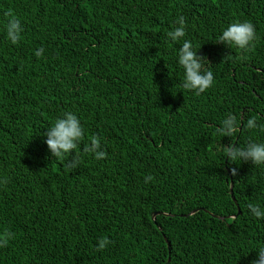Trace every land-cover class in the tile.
<instances>
[{"label": "trees", "instance_id": "1", "mask_svg": "<svg viewBox=\"0 0 264 264\" xmlns=\"http://www.w3.org/2000/svg\"><path fill=\"white\" fill-rule=\"evenodd\" d=\"M180 16L215 79L199 96L182 88L183 41L167 37ZM245 21L250 51L217 43ZM66 112L85 131L75 169L46 144ZM229 114L241 131L221 137ZM250 117L264 124V0H0V233L15 234L0 264H251L264 247V219L248 209L264 208V165L222 150L264 143L243 127ZM92 136L106 158L84 152ZM103 237L112 243L97 251Z\"/></svg>", "mask_w": 264, "mask_h": 264}, {"label": "clouds", "instance_id": "2", "mask_svg": "<svg viewBox=\"0 0 264 264\" xmlns=\"http://www.w3.org/2000/svg\"><path fill=\"white\" fill-rule=\"evenodd\" d=\"M8 17L6 24L7 39L13 44L17 45L22 39L23 26L20 19L16 17L14 12L9 9L5 13ZM178 27L167 33V37L172 42L183 41L182 46L178 52V63L184 69V79L182 88L184 90L193 91L195 95L199 96L213 87L215 79L213 72L208 70L204 61L205 57L197 55L196 50L193 49L191 41L185 40V19L180 16L176 22ZM258 39L256 29L251 22H236L230 24L219 36L217 43H223L228 47H236L241 52H248L254 46V41ZM43 49L38 50L35 55L40 57ZM242 120L238 119L235 115L229 114L221 121V126L217 127L216 132L221 137H234L241 131ZM243 127L248 130L259 128L264 132V124H258L256 117H250ZM47 139L46 144L51 154L56 160L65 162L66 167L75 169L80 165V153L78 151L80 144L85 139V131L81 125L79 118L72 112H66L62 117L57 118L51 128L45 133ZM222 150L225 156L232 163H241L251 161L253 165H264V143L250 142L246 147H236L233 143L227 146L222 145ZM84 152L94 155L96 160L104 159L107 157V152L102 149L101 139L98 136H92L90 142L85 145ZM75 153V155H73ZM71 157V160H69ZM233 176L237 175V170H231ZM154 177L148 175L144 178L145 183L152 181ZM7 179L0 180V184H6ZM248 209L251 214L258 218L264 219V208L258 204H249ZM15 234L5 230L0 233V248L8 246L9 241L14 239ZM112 241L107 237H103L98 242L97 251H102ZM258 258L253 260L251 264H264V247L257 251Z\"/></svg>", "mask_w": 264, "mask_h": 264}, {"label": "water", "instance_id": "3", "mask_svg": "<svg viewBox=\"0 0 264 264\" xmlns=\"http://www.w3.org/2000/svg\"><path fill=\"white\" fill-rule=\"evenodd\" d=\"M230 194H231V198H232V200L234 201V198H233V196H232V188H231V186H230ZM194 212H191L189 215H192ZM239 214V213H238ZM153 220H154V216H153Z\"/></svg>", "mask_w": 264, "mask_h": 264}]
</instances>
